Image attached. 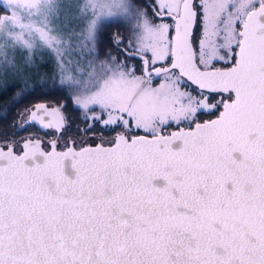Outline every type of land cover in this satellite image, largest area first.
<instances>
[{"label": "snow or ice", "instance_id": "6c2138e0", "mask_svg": "<svg viewBox=\"0 0 264 264\" xmlns=\"http://www.w3.org/2000/svg\"><path fill=\"white\" fill-rule=\"evenodd\" d=\"M12 89L0 264H264V0H0Z\"/></svg>", "mask_w": 264, "mask_h": 264}, {"label": "trees", "instance_id": "16d2710c", "mask_svg": "<svg viewBox=\"0 0 264 264\" xmlns=\"http://www.w3.org/2000/svg\"><path fill=\"white\" fill-rule=\"evenodd\" d=\"M116 32H120L121 34H125V29L123 27V25H117L116 23H112L110 27H105L103 30H102V33L101 35L99 36V41H100V46H101V49L102 50H109V42H110V38L112 36L113 33H116ZM41 74L43 76H47V77H50L51 76V73L49 71H46L45 72H41ZM35 79V78H34ZM49 84H51V80L49 79L48 81ZM16 89H12V90H9L8 92L0 95V111L3 110V107L5 105L8 104V102L10 101L11 97L13 96L14 92H15ZM46 99L49 103H55V102H58L60 100H63V96L60 95V94H54V95H50L46 98ZM33 102V100H29L27 101L26 103H31ZM24 105H18L17 108H20V107H23ZM16 111V109H13L12 112L14 114V112ZM13 118V115L10 114L8 119L11 120ZM201 119H208V117H201ZM29 131H36L35 129H30ZM26 133H21V135H25Z\"/></svg>", "mask_w": 264, "mask_h": 264}, {"label": "rangeland", "instance_id": "374dc122", "mask_svg": "<svg viewBox=\"0 0 264 264\" xmlns=\"http://www.w3.org/2000/svg\"><path fill=\"white\" fill-rule=\"evenodd\" d=\"M18 58H19V54H18ZM42 60L43 61H47V63H42ZM36 65H37V67L35 69H33L34 72L35 71H39V73L41 74V72H45L46 73V71H49L51 73L52 63L48 59L47 55L41 56L39 53H37V55H36Z\"/></svg>", "mask_w": 264, "mask_h": 264}, {"label": "flooded vegetation", "instance_id": "af4514ba", "mask_svg": "<svg viewBox=\"0 0 264 264\" xmlns=\"http://www.w3.org/2000/svg\"><path fill=\"white\" fill-rule=\"evenodd\" d=\"M40 135H43V133H39ZM47 139V138H46Z\"/></svg>", "mask_w": 264, "mask_h": 264}, {"label": "water", "instance_id": "95a60500", "mask_svg": "<svg viewBox=\"0 0 264 264\" xmlns=\"http://www.w3.org/2000/svg\"><path fill=\"white\" fill-rule=\"evenodd\" d=\"M214 118V117H213Z\"/></svg>", "mask_w": 264, "mask_h": 264}]
</instances>
